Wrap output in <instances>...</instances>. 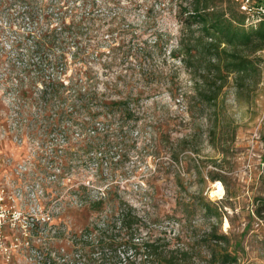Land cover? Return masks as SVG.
Listing matches in <instances>:
<instances>
[{"label":"rangeland","instance_id":"obj_1","mask_svg":"<svg viewBox=\"0 0 264 264\" xmlns=\"http://www.w3.org/2000/svg\"><path fill=\"white\" fill-rule=\"evenodd\" d=\"M183 4L0 0V201L17 210L3 215L11 257L0 264H264V51L260 76L241 90L232 74L210 118L172 57ZM58 10L75 34L61 77L76 91L47 105L28 49L62 25ZM128 106L132 119L118 110ZM9 223H35L37 238Z\"/></svg>","mask_w":264,"mask_h":264},{"label":"trees","instance_id":"obj_2","mask_svg":"<svg viewBox=\"0 0 264 264\" xmlns=\"http://www.w3.org/2000/svg\"><path fill=\"white\" fill-rule=\"evenodd\" d=\"M181 1L188 3V6L183 4L178 11L182 29L177 50L172 52V57L192 71L196 87L195 99L204 111L212 113L210 118L218 119L221 111L219 98L228 85L230 76L235 75V85L241 90L246 87L244 83L248 78L260 76L261 60L257 54L264 51V20L257 25L250 24L249 16L240 10L239 3L234 0ZM252 5H264V0H252ZM54 15L55 20L62 25L48 27L41 34L35 35L32 50L28 49L37 54L43 65L39 73L44 77L42 93L44 97H48L45 101L47 105L54 99L64 100L66 92L73 90L74 86L72 84L67 87L64 84L61 67L64 46L67 44L65 41L73 39L75 34L66 30L67 26L63 25L65 17L62 16V11L58 10ZM25 65L26 68L30 66V61ZM113 106H120V103L115 102ZM108 109L103 112L110 116ZM118 110L127 119L134 116V111L129 106ZM93 123L82 122L79 127L81 130H88L94 126ZM94 139V146L98 148L96 138ZM209 178L211 181H224L218 173H210ZM258 201L260 205L256 209V215L262 220L264 198L261 197ZM204 210L208 217L219 219L224 207L207 201Z\"/></svg>","mask_w":264,"mask_h":264},{"label":"built area","instance_id":"obj_3","mask_svg":"<svg viewBox=\"0 0 264 264\" xmlns=\"http://www.w3.org/2000/svg\"><path fill=\"white\" fill-rule=\"evenodd\" d=\"M236 2L239 3V7L240 10L244 13H246L249 16V20H251V22H259L261 20H264V5H252V0H236ZM4 163L8 164L10 163L9 161ZM2 164V160H0V165ZM2 166V165H1ZM4 202V197H1V201H0V261L2 259L5 260L7 259V262L10 260V250L8 249V247L6 246V239L2 233L3 228L6 226L5 220L3 219V215L5 213H8L11 217L14 216V214L16 213V211L14 210V205H3ZM19 211L21 212H25L26 210H21L19 209ZM30 224V223H29ZM12 223H9L8 226L11 229V231L15 232L16 235L18 236H22V235H26L27 239L26 242L30 245V243L32 241H35V239L37 238V234L38 232L35 231V223H32L30 225H28V228H24L25 230H21L20 226L18 225H14ZM13 226V227H12ZM1 263V262H0Z\"/></svg>","mask_w":264,"mask_h":264},{"label":"bare ground","instance_id":"obj_4","mask_svg":"<svg viewBox=\"0 0 264 264\" xmlns=\"http://www.w3.org/2000/svg\"><path fill=\"white\" fill-rule=\"evenodd\" d=\"M219 191H222V185L219 184Z\"/></svg>","mask_w":264,"mask_h":264}]
</instances>
